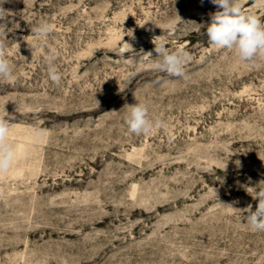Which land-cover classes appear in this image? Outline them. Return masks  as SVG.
<instances>
[{
	"label": "rangeland",
	"instance_id": "1",
	"mask_svg": "<svg viewBox=\"0 0 264 264\" xmlns=\"http://www.w3.org/2000/svg\"><path fill=\"white\" fill-rule=\"evenodd\" d=\"M243 4L264 20V2ZM216 10L0 0L14 77L0 79V117L17 152L0 173V264H264V232L244 210L258 206L246 188L264 190V59L252 66L209 43L202 25ZM42 21L53 31L32 52ZM154 36L190 54L187 80L153 68ZM136 103L167 127L130 133L125 105Z\"/></svg>",
	"mask_w": 264,
	"mask_h": 264
},
{
	"label": "clouds",
	"instance_id": "2",
	"mask_svg": "<svg viewBox=\"0 0 264 264\" xmlns=\"http://www.w3.org/2000/svg\"><path fill=\"white\" fill-rule=\"evenodd\" d=\"M210 2L216 6L217 10L210 14V22L202 25L206 28L209 43L217 49L234 51L241 61L252 66L256 65L257 60L264 59V20L258 15L246 12L243 0H210ZM52 31L53 26L47 21L40 22L32 29L37 38L32 45H28L32 52L41 44H46L47 37ZM128 31L131 32L130 37L133 36V30L129 29ZM152 42L154 44L153 51L156 53L155 58H157L153 63V68L166 73L169 77L187 80L186 64L190 60V54L182 47L169 50L161 36H154ZM124 44L132 50L129 43ZM5 49V42L0 39V79L12 80L14 79L13 70L6 58ZM147 54L153 57L151 52ZM43 60L47 66L49 79L59 85L63 76L55 64L57 50L55 48L48 49ZM97 104L99 106L98 101ZM125 106L130 109L126 119L130 133L149 135L154 130L167 127L163 119L153 120L149 117V109L146 104L136 103ZM9 124V119L0 117V173L6 172L17 158L16 149L7 141ZM37 135L40 136L41 133H37ZM237 164L239 165L240 162L237 161ZM249 189L255 194H250ZM246 191L258 200L255 211L252 210L251 204L244 209L247 212L246 219L253 231L264 232V190L248 187ZM228 206L234 208L232 205Z\"/></svg>",
	"mask_w": 264,
	"mask_h": 264
}]
</instances>
